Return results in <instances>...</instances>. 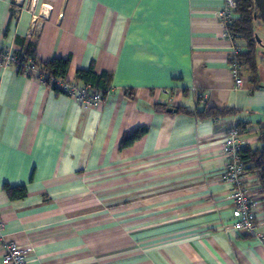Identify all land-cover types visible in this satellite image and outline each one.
Instances as JSON below:
<instances>
[{
  "label": "crops",
  "instance_id": "obj_1",
  "mask_svg": "<svg viewBox=\"0 0 264 264\" xmlns=\"http://www.w3.org/2000/svg\"><path fill=\"white\" fill-rule=\"evenodd\" d=\"M222 4L0 0L1 47L31 42L42 59L68 57L65 80L76 86L77 69L111 73L90 106L0 65V264L8 241L25 249L26 264H264L256 174L245 181L253 232L223 230L233 219L222 135L242 123L247 146L259 142L264 58L257 82L240 68L234 86ZM178 106L236 112L201 119ZM140 126L146 133L123 145ZM4 183L27 195L9 199Z\"/></svg>",
  "mask_w": 264,
  "mask_h": 264
},
{
  "label": "trees",
  "instance_id": "obj_2",
  "mask_svg": "<svg viewBox=\"0 0 264 264\" xmlns=\"http://www.w3.org/2000/svg\"><path fill=\"white\" fill-rule=\"evenodd\" d=\"M236 17L232 20L229 25L230 32L233 33L237 44L243 45L245 50L238 54L240 65L244 66L249 70V79L251 82H257V62L259 58H264V50L260 51V57H258V46H262V40L260 39L256 31V20L262 19L259 11L257 10L254 0H236L235 8ZM258 36L259 41L256 36ZM16 42L24 44V40L16 38ZM6 49L5 47H1ZM19 58L21 63L30 61L31 66L37 68L40 72L48 75L49 79L45 81V84L52 87L58 92L64 91L58 84V81L65 80L68 66V57H59L51 59H42L37 56L34 46L31 42H26L24 48L21 51H12ZM17 72L22 73V69L19 67ZM23 74V73H22ZM27 76H32L31 72L26 73ZM75 77L78 81L83 84L90 85L92 91H98L102 96L108 91L111 82V73L105 70L97 72L94 70L93 64L86 69H77ZM52 78V79H51ZM67 94V93H66ZM162 106V105H158ZM177 112L194 115L197 118H222L230 116L236 111L233 108H217L208 107L203 110H188L182 106L176 108ZM240 132L245 133V127L242 123L236 125ZM147 131V128L140 126L135 128L133 131L125 134L122 139V144H130L131 142L141 138ZM258 140L260 145L256 147L245 146L242 150V159L246 164L245 172L256 174L259 184L264 191V121L258 124L257 128ZM2 189L6 193L9 199H20L27 195V190L24 185L10 186L7 183L2 185Z\"/></svg>",
  "mask_w": 264,
  "mask_h": 264
},
{
  "label": "built area",
  "instance_id": "obj_3",
  "mask_svg": "<svg viewBox=\"0 0 264 264\" xmlns=\"http://www.w3.org/2000/svg\"><path fill=\"white\" fill-rule=\"evenodd\" d=\"M235 8L236 0H223L218 16L223 24V35L230 41L229 71L234 86L239 87L243 79L240 75L241 65L238 54L244 51L245 47L236 43L233 33L229 30V25L236 17ZM0 65L13 66L16 70L20 67L23 74L31 72L32 77L42 84H45V81L49 79L47 74L31 66L30 61L21 63L18 56L7 48H0ZM57 84L66 91L67 95L81 103L96 106L102 102V94L98 91H92L88 84L76 86L58 80ZM246 145L247 141L237 126L231 127L222 135L223 180L230 186L231 217L233 219L230 225L223 227L226 232L252 233L256 225V204L245 186L247 173L244 170L246 164L242 159V150ZM3 248L5 252L1 257V264H26V251L16 241L4 243Z\"/></svg>",
  "mask_w": 264,
  "mask_h": 264
},
{
  "label": "rangeland",
  "instance_id": "obj_4",
  "mask_svg": "<svg viewBox=\"0 0 264 264\" xmlns=\"http://www.w3.org/2000/svg\"><path fill=\"white\" fill-rule=\"evenodd\" d=\"M256 31H257L260 39L262 40V44H264V22H262L260 19L256 20ZM262 50H264V45H262V46L259 45L258 46V57H260V54H261L260 51H262ZM241 68L243 70L244 75H247L249 73V70L247 68H245L244 66L241 65ZM260 73H262V72L260 71ZM261 76H262V81H264V74H261ZM249 139L252 141L251 147L252 146L256 147V146L260 145L259 142L258 143L255 142L254 136L249 137Z\"/></svg>",
  "mask_w": 264,
  "mask_h": 264
},
{
  "label": "water",
  "instance_id": "obj_5",
  "mask_svg": "<svg viewBox=\"0 0 264 264\" xmlns=\"http://www.w3.org/2000/svg\"><path fill=\"white\" fill-rule=\"evenodd\" d=\"M255 1V4H256V7H257V10L259 11L262 19H264V0H254ZM257 40L259 41V38L257 35H255ZM175 109L173 108H168L167 111H174Z\"/></svg>",
  "mask_w": 264,
  "mask_h": 264
}]
</instances>
